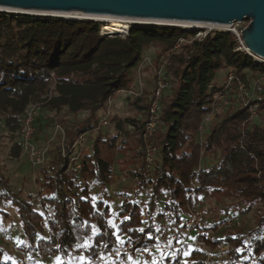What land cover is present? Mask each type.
<instances>
[{"label":"trees","instance_id":"16d2710c","mask_svg":"<svg viewBox=\"0 0 264 264\" xmlns=\"http://www.w3.org/2000/svg\"><path fill=\"white\" fill-rule=\"evenodd\" d=\"M103 24L0 12V126L13 141L10 157L22 153L15 133L29 103L41 107L36 133L55 120L51 113L64 123L62 115L88 112L86 118L67 124L72 150L58 156L55 172L40 169L43 210L14 190L0 168V201L19 211L24 235L20 246L29 264L52 254L60 264H93L124 243L133 249L157 245L161 222L187 214L189 206L205 196L235 200L243 213L256 210L254 225L227 231L215 227L213 235L207 227L193 225L185 243L159 252L146 264H264V83L259 98L215 113L205 138L200 131L205 117L221 105L213 98L224 89L218 71L227 68L250 87L264 73V63L238 50V38L229 30L198 39L195 29L132 24L126 35L108 36L101 33ZM180 38L185 41L176 47ZM151 46L158 49L152 57L155 65L167 58L157 128L146 136L154 89L144 87L141 95L127 97L138 114H113L111 127L97 129L109 99L138 88V67ZM142 71L157 80L150 65ZM92 131L95 134L88 135ZM86 134L91 136L89 151L79 157L81 151L76 155L74 148ZM148 144L158 149L150 161ZM72 156L78 157L80 168ZM121 157L132 159L130 172L138 188L135 197L122 191L121 204L114 209L110 187ZM201 241L215 247L227 244L226 257L208 262ZM119 261L131 264L128 254ZM0 264L21 263L0 244Z\"/></svg>","mask_w":264,"mask_h":264},{"label":"rangeland","instance_id":"374dc122","mask_svg":"<svg viewBox=\"0 0 264 264\" xmlns=\"http://www.w3.org/2000/svg\"><path fill=\"white\" fill-rule=\"evenodd\" d=\"M248 23L249 20H244L241 23V25L246 26ZM157 52H158L157 47L151 46L147 50L146 55L154 57L157 54ZM228 71L229 70L227 68H222L218 71V75H217L218 83H222L224 81ZM145 74L146 73L142 71V75L144 79L143 82L145 83L144 87H146V89L147 88L151 90L154 89L157 84L155 81V76L152 73H148L146 75ZM137 80H138L137 77H135V81ZM118 96H120L119 92L116 93V97ZM113 106H114V98H112L111 100V113L108 120L109 127H111L110 118L113 114H119L122 116L138 114L137 107L133 108V105L123 108L118 112L115 111V108ZM87 114L88 112L83 111L80 112L77 116L68 115V114L62 115L65 120L64 123L60 122L59 118L56 117L54 113L50 114L49 117L53 116L55 120L50 122V124H48L46 128L43 129L42 131L38 132L37 130L36 133L37 136L35 137V143L37 147L42 151L47 149L46 158L42 165H33L29 159L27 151L24 148L22 150L20 157L18 158L10 157L9 151L13 144V141L10 139V136L5 133L3 127L0 126V168L2 169L5 176L9 178L13 189L16 191H21L23 197L32 199L34 205L37 208L43 210L41 206L42 194L40 193V188L44 184V176L42 174V170L40 169H42V167H46L49 168L51 173L55 172V170H53L52 167L57 166V163L59 161L58 156L63 158L64 155L68 154V152L72 150V149L69 150L67 146L69 141L66 130L67 124L77 119H84L87 117ZM101 115L103 116L105 114L102 112ZM255 117L257 116L255 115ZM56 124H61L65 132H60V131L56 132L55 129ZM128 128L133 129V126L129 125ZM207 128H209V125L207 126ZM15 134H16V139L19 141L20 140L19 131L18 134L17 132ZM91 134H95V131L89 132L88 135ZM88 135L86 134L83 138L81 137L78 139V143L74 148V150L78 148L77 150L78 152H76V155L80 153L81 151L80 149L83 148L87 149L90 146L89 142L91 141V136ZM205 135L206 134L204 132L202 138H205ZM79 157H81V153ZM131 162L132 159L126 161L123 160V158L121 157L116 164V178L110 187V201L114 209H117L121 204L122 198L120 194L122 191H130L132 197H135L136 195L135 191L138 188V182H137V177H134V175H132L130 172L131 167H133L132 164L131 166L129 164ZM235 203H236L235 200L223 198L220 196H214V197L205 196L201 199L200 209L202 211V219L204 222V226L208 228L207 231L210 235L215 234L213 228L217 227V225L220 223L218 222L216 225H213L214 221L218 219L221 220V218L224 217V215L227 212H231L229 213V215L234 214L239 219L237 223L234 224L233 227L224 228L226 231L235 230L236 228H241L243 226L252 227L254 225L256 220L255 215L257 211L253 210L243 213L242 211H240L239 208H237ZM232 212H236V214ZM23 239H24V235H23L22 222L17 207L13 206L9 202L4 203L0 201V244L7 248L8 252L11 254V256L14 259L18 260L21 264H26L29 261V255L20 246V243L22 242ZM199 245L203 250L206 251L205 254L207 255L206 256L207 260L219 258L220 255H219L218 247L212 246L202 241L199 242ZM226 255L224 253L223 257H226ZM129 258L131 259L130 261L131 264H146L147 262H149V261H143L140 259L132 258L130 256ZM39 259L36 261L37 264H43V263L60 264V262L62 261L55 254L43 255L42 257H39ZM118 263L121 264L119 260Z\"/></svg>","mask_w":264,"mask_h":264},{"label":"built area","instance_id":"2783aa9c","mask_svg":"<svg viewBox=\"0 0 264 264\" xmlns=\"http://www.w3.org/2000/svg\"><path fill=\"white\" fill-rule=\"evenodd\" d=\"M243 21H235L230 25H226L221 28H208L201 27L198 30L196 37L198 39H202L209 32L216 30H229L236 34L239 45L238 50L244 52L245 54L250 55L256 63H264V58L255 55L246 49L244 41L242 39V31L245 26H242L241 23ZM132 25V24H131ZM130 27V26H129ZM129 27L126 32L121 35H126L129 31ZM101 33L105 34L104 29H101ZM184 38H180L176 47L179 46L180 43L184 42ZM167 63V58L162 59L159 66L155 65L151 56H145L138 67V88L122 90L126 91L129 95L139 96L144 91V79L142 75V68L145 65H150L153 70L157 74L156 86L154 88V96L152 99L150 114L146 122V136H150L153 134L155 129L157 128V124L159 122V108H160V100L162 98V94L167 87V82L165 80V65ZM264 83V73L259 75L255 82L251 84L250 87L246 86V84L233 72L229 71L227 73V77L222 82L224 89L217 90L213 98L215 101L221 103V105H215L213 112L208 114L204 123L200 127V131L203 135L207 130V126L213 121L215 113L222 112L226 107H234V106H248L250 100L255 97H260V91L262 89L261 84ZM231 87V88H230ZM111 97L108 101V109L104 116H102L97 129L108 127V120L111 113ZM251 111L253 116H257L256 111L253 107H251ZM41 115V107L39 103L31 102L29 103L23 114H22V123L19 130V137L22 147L27 151L29 159L33 165H42L46 158V150H40L35 143V133H36V120ZM56 132H65L63 126L61 124L55 125ZM85 135H82L83 138ZM80 137V138H81ZM78 143V142H77ZM76 143V144H77ZM157 147L153 144H148L147 148V158L148 160H152L157 154ZM67 155V154H66ZM64 155V156H66ZM78 157L72 156V161H77ZM76 168L81 167V163L79 161L75 162ZM238 217L234 214L228 215L223 221H221L217 225V231L223 230L224 228H231L234 224L237 223ZM193 225L204 226V222L202 219V211L200 209V204H194L189 206V211L187 214L174 217L172 219H165L160 224V232L159 239L160 243L157 245H150L146 247H142L139 249H133L132 245L129 243H124L120 245L118 248L111 250L108 254L101 255L97 257L93 264H119L118 260L120 259L122 254H128L132 258L140 259L143 261H152L156 255L161 253H166L173 249L175 246L180 243L186 242V235L190 232V228ZM229 246L225 243H221L218 247L219 250V258L222 259L224 253L226 255L227 249ZM217 259V258H215ZM215 259L207 260L208 262H213ZM30 261H28L29 264Z\"/></svg>","mask_w":264,"mask_h":264},{"label":"water","instance_id":"95a60500","mask_svg":"<svg viewBox=\"0 0 264 264\" xmlns=\"http://www.w3.org/2000/svg\"><path fill=\"white\" fill-rule=\"evenodd\" d=\"M0 7L15 10H0V12L51 16L64 20L90 18H67L43 12L76 11L90 15L127 16L134 19L130 25L180 26L164 23L180 21L230 25L235 21L249 20L242 31L245 47L255 55L264 58V0H0ZM28 10L39 13H30ZM103 23L104 29L106 22ZM181 27L188 30L201 28ZM105 33L108 36L121 35V33L107 31Z\"/></svg>","mask_w":264,"mask_h":264},{"label":"bare ground","instance_id":"6f19581e","mask_svg":"<svg viewBox=\"0 0 264 264\" xmlns=\"http://www.w3.org/2000/svg\"><path fill=\"white\" fill-rule=\"evenodd\" d=\"M0 10H8V11H15L14 9L9 8H2L0 7ZM21 11V10H17ZM30 13H39L38 11L34 10H28ZM43 13H52L58 16L62 17H79V18H90L95 19L97 21H103L106 22L105 26L109 28L107 31L108 33H124L127 31L128 27L130 26V23L134 20L131 17L127 16H118V15H111V14H96V15H90L85 14L81 12H43ZM164 23H170L174 25H180L184 27H208V28H221L225 27L226 25L220 24V23H213V22H205V23H196V22H187V21H180V22H164Z\"/></svg>","mask_w":264,"mask_h":264},{"label":"crops","instance_id":"0c3cea01","mask_svg":"<svg viewBox=\"0 0 264 264\" xmlns=\"http://www.w3.org/2000/svg\"><path fill=\"white\" fill-rule=\"evenodd\" d=\"M120 96L116 97V94L113 96L114 98V108H115V111L118 112L120 111L121 109L123 108H126L128 106H131L132 104L129 103V100H128V93L126 91H120ZM136 106L133 105V108H135ZM89 148V147H88ZM82 149L81 150V155H83V153H87L89 151V149Z\"/></svg>","mask_w":264,"mask_h":264}]
</instances>
